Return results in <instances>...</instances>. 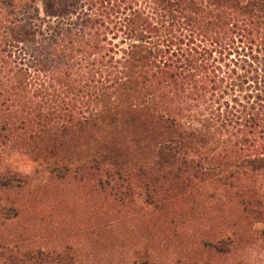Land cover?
I'll use <instances>...</instances> for the list:
<instances>
[{
    "label": "trees",
    "instance_id": "1",
    "mask_svg": "<svg viewBox=\"0 0 264 264\" xmlns=\"http://www.w3.org/2000/svg\"><path fill=\"white\" fill-rule=\"evenodd\" d=\"M0 129L139 181L194 246L211 215L204 251L264 243V0H0Z\"/></svg>",
    "mask_w": 264,
    "mask_h": 264
},
{
    "label": "rangeland",
    "instance_id": "2",
    "mask_svg": "<svg viewBox=\"0 0 264 264\" xmlns=\"http://www.w3.org/2000/svg\"><path fill=\"white\" fill-rule=\"evenodd\" d=\"M20 137L0 129V264H264L261 239L250 237L229 255L204 251L197 241L212 235L205 226L211 215L181 226L194 246L169 216L149 209L139 181L102 189L89 152L64 167L59 161L75 151L49 157L47 138ZM261 231L264 223H256L253 232Z\"/></svg>",
    "mask_w": 264,
    "mask_h": 264
}]
</instances>
